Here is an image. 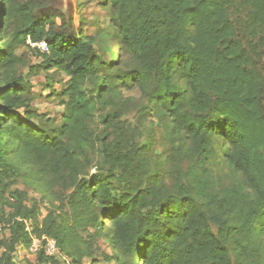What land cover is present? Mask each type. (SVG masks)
I'll return each instance as SVG.
<instances>
[{"label":"trees","instance_id":"1","mask_svg":"<svg viewBox=\"0 0 264 264\" xmlns=\"http://www.w3.org/2000/svg\"><path fill=\"white\" fill-rule=\"evenodd\" d=\"M89 5L105 20L83 14L75 25L34 0H0V264L28 245L23 219L70 264H100L98 239L103 263L264 264V0ZM27 38L46 42L44 68L67 77L60 94L50 89L64 108L59 128L39 123L17 75ZM94 141L100 166L90 173L81 158ZM21 166L47 188L71 189V222L51 211L39 221L37 204L10 191ZM232 174L241 181L224 184ZM56 261L40 250L26 264Z\"/></svg>","mask_w":264,"mask_h":264},{"label":"rangeland","instance_id":"2","mask_svg":"<svg viewBox=\"0 0 264 264\" xmlns=\"http://www.w3.org/2000/svg\"><path fill=\"white\" fill-rule=\"evenodd\" d=\"M34 2L40 8L50 9L51 11H61L67 21L69 17H72L75 25L78 24L83 14L91 21L96 18L105 20L107 14L106 11L100 9L99 5H96V7L92 6L95 8L89 7V4H95L97 0H34ZM89 9H91V11ZM104 9H107V7H104ZM55 21L57 24H61L60 18H56ZM108 40H112L109 42V46L111 48V57L113 58L117 48V41L111 38ZM15 54L22 60V63L18 65L17 75L25 83L30 98L32 99L30 107H33V109L37 110V112L41 115L39 123L49 128H59L63 123L62 115L64 108L60 105L59 98L50 94V89H52L55 93L60 94L67 84V77L64 74L54 71L53 69H45L42 62L44 55H42L36 48L30 47L26 41L24 45L15 50ZM122 94L125 98L131 97L134 99V102L125 109L127 111L128 120L134 122L135 117L133 115H135V113L133 105L137 103L139 94L133 88H130V90H124ZM125 107V105H122L121 111L124 110ZM104 112L105 110H102L99 107L95 110L92 120L88 122V125L92 129L95 128V125L99 124V119ZM47 120H49V122H47ZM85 153L86 155L82 156L81 159L84 161L87 157V160L92 167L90 169V173H93L95 172V169L100 166L99 142L94 141L93 145L88 143ZM85 164L88 165L87 163ZM21 170L25 173V175L17 180L16 185L12 186L10 191L17 190L24 192L26 195L25 203L27 205H31L33 203L37 204L40 210V214L38 216L39 221H41L44 215L51 211L54 213L58 221L65 218L71 222L69 219L70 211L67 203L68 195L70 194L71 189H65V187L61 185H55L52 188H47L43 182H38L36 180L35 171L28 170L25 166H21ZM229 177L230 176L224 178V184H229L231 179L238 183L241 181L239 174H232V178ZM30 224L33 229V222L30 221ZM6 227L7 225H5L3 230L0 232V239L7 235ZM87 231L91 232L90 230ZM87 231L79 229L78 234L81 238L88 239L89 237ZM75 240L78 244L79 239L75 238ZM97 243L99 247L98 250H95V258L98 262H100V264H117L115 261L103 263L101 253H109V249L103 243L102 239H98ZM27 246L19 244L16 247L13 253L15 264H26L28 261L34 260L36 254L29 253L27 251ZM1 252L2 249L0 248V254ZM59 252L60 255L55 257L57 260L56 263L70 264L69 259L63 255L60 250ZM65 259L68 262H66ZM88 260V258H84L83 264H90Z\"/></svg>","mask_w":264,"mask_h":264},{"label":"built area","instance_id":"3","mask_svg":"<svg viewBox=\"0 0 264 264\" xmlns=\"http://www.w3.org/2000/svg\"><path fill=\"white\" fill-rule=\"evenodd\" d=\"M26 43L33 48H36L39 50L41 53H46L48 52V45L44 41H39V42H31L29 38L26 39ZM24 223V231L27 233L29 237V243L27 246V251L29 253H37L40 250L43 251L44 255L48 257H58L60 255L59 249L57 247L56 241L47 236H42L40 238L36 237L33 234L32 227L30 224V220H21ZM3 225L0 223V232L3 230ZM66 261V259H65ZM68 262V261H66Z\"/></svg>","mask_w":264,"mask_h":264}]
</instances>
